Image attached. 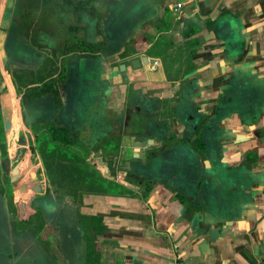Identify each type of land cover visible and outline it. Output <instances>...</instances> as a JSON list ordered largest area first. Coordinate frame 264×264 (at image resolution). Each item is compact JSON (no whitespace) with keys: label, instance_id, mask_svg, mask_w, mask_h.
Masks as SVG:
<instances>
[{"label":"crops","instance_id":"crops-1","mask_svg":"<svg viewBox=\"0 0 264 264\" xmlns=\"http://www.w3.org/2000/svg\"><path fill=\"white\" fill-rule=\"evenodd\" d=\"M129 1L133 5L127 9H116L119 2L114 1L112 13L118 11L133 22L125 47L135 57L147 56L148 63L130 70L129 82L109 84L110 93L130 86L135 95L158 99L150 120L163 121L174 138L185 137L204 122L199 132L213 146L214 128L219 126L223 166L250 172L252 180L221 185L222 176L211 166L203 187L176 194L159 186L145 191L125 183L120 172L116 175L115 157L96 155L90 163L106 179L125 185L84 196L80 227L69 219L66 231L58 230L57 250L49 251L51 260L55 264H264V0ZM14 2L17 36L22 0ZM67 2L71 13L61 24L71 29L72 44H86L88 21L97 14L102 20L109 0ZM176 3L182 4L178 11L173 9ZM98 25L102 34L103 25ZM228 29L235 31L238 47L230 48L223 40ZM29 45L26 40L25 48ZM172 106L177 108L174 113ZM254 122L261 136L249 131ZM127 145L126 153L131 147ZM208 187H212L209 193L214 191L213 204L190 209L183 193L192 190L199 196Z\"/></svg>","mask_w":264,"mask_h":264},{"label":"flooded vegetation","instance_id":"flooded-vegetation-1","mask_svg":"<svg viewBox=\"0 0 264 264\" xmlns=\"http://www.w3.org/2000/svg\"><path fill=\"white\" fill-rule=\"evenodd\" d=\"M58 4L66 18L71 13L67 0H22L18 29L21 34L16 35H22L29 42L27 50L36 57L33 68H10L2 65L0 60V194L6 201L16 231V235L8 239L0 236V264H31L38 256L37 250H43V247L54 253L58 230L66 231L71 214L74 227H80L84 218L83 199L87 194L82 182L71 177L72 169L80 168V165L83 168L89 164L90 170L99 174L101 181L114 184L116 189L128 183L145 191L159 186L176 194L193 186L200 188L207 180L195 151L198 148L208 154L211 152V141L199 132L201 126H205L204 122L185 137L174 138L167 133L163 121L150 120L154 119L150 112L159 107L158 99L135 95L130 86L124 92L108 91L106 94L101 91L95 76L89 90L81 87V92H76L69 87L73 73L70 65L63 66L60 61L72 52H62L57 58V48L50 47L49 42L40 38L42 31L53 32L56 36L60 33L65 37L61 39L63 44L66 36L71 35V29L62 30L64 18L56 22L55 19L61 16L52 17ZM42 6L46 7V12ZM16 8L14 0H0L1 51L6 49L7 33H16ZM44 16H47L46 21L39 23V18ZM95 16L97 23L104 26L107 14L102 20L98 14ZM9 17L15 20L12 26L5 28L3 24ZM97 36L101 44L104 35L99 31ZM69 42L72 44L71 40ZM79 43L75 56L84 59L83 43L74 44ZM13 71L27 77H18ZM116 94L122 98H116L120 102L111 106L110 98ZM141 99L147 100V107L140 104ZM172 107V113L176 112L177 108ZM149 126L153 128L148 130ZM155 129L160 136L149 137ZM138 135H142L143 140L152 138L151 147H159L157 152L148 151L152 157L149 153L144 155L141 146H134L136 140L142 141L136 138ZM128 142L131 147L126 153L124 147ZM166 150L170 153L166 152L161 160L156 159L155 165L149 164L154 155ZM137 153L138 157L133 159ZM96 155L115 157V173L120 172L125 183L106 179L97 166L90 163ZM144 156L146 164L142 166L140 160ZM127 162L132 170H128ZM72 163L76 164L73 168ZM162 165L166 167L160 175L157 170ZM135 167H141L143 175H135ZM152 177H156L155 182Z\"/></svg>","mask_w":264,"mask_h":264},{"label":"water","instance_id":"water-1","mask_svg":"<svg viewBox=\"0 0 264 264\" xmlns=\"http://www.w3.org/2000/svg\"><path fill=\"white\" fill-rule=\"evenodd\" d=\"M114 1H120V5L119 3L115 4L117 5L116 9H121V8H126L127 4L124 3L122 0H114ZM111 3V6L113 8L114 4ZM115 5V6H116ZM128 8V7H127ZM115 14V13H114ZM120 13L118 14L119 17ZM125 14H122L121 18L119 17V19H122V27H121V33L123 35H127L123 41L125 42L124 44L121 45V48H119V50L115 53V62L116 63V75L114 77H112V73L110 74L111 79L114 78L115 82L117 83L118 86H120L122 83L124 82H129L130 80H128L129 77V71L130 70H138L140 68L143 67V64H147L148 63V57H143V58H139V57H135L133 55V53H130V51H128L125 48L126 43H128L130 41L131 38V31H133L132 28V21L129 20L128 17H124ZM12 18L11 20L7 19V21H5V23L3 24V26L6 28L10 27L13 23H12ZM221 26V25H220ZM1 29V28H0ZM221 29V27H220ZM218 30V29H217ZM220 33V30H219ZM7 45H6V49L1 51L0 50V60L2 61V65L6 66V67H12V68H16L19 65H22L20 67H25V68H33L34 64L31 63V61H34L33 58V54L30 53L25 47H23L24 45H17L16 40L17 37L15 35H11L10 33H7ZM103 34V32H102ZM235 31L232 29H228L223 31V37H224V41L227 42L226 45L229 46L230 48L233 47H238L236 38H235ZM104 35V34H103ZM130 35V37L128 36ZM4 37V33L2 35ZM114 45L113 43H111L110 41H107V44L104 45L105 48V52H107L106 50L111 51V48L113 49ZM31 54V55H30ZM111 63L115 64L114 61L111 59L110 60ZM113 68L112 69L114 70ZM112 84V83H110ZM110 87V86H109ZM110 92V89H107ZM249 116V114L247 115V117ZM256 116V114L254 115ZM243 119V117H242ZM246 124H249V119H244ZM192 119H191V123H192ZM196 122V121H195ZM248 122V123H247ZM197 123V122H196ZM125 124H127V119H125ZM195 124V123H194ZM257 125L255 122L253 124L249 125V131H253L254 136H261L260 131L254 126ZM198 126V124H197ZM196 126V127H197ZM214 134L212 135L214 144H212L213 146H211V152L208 154L206 153V150H202V149H198L196 148V157L200 160V169L202 170V173H206L205 176L206 178L208 177L209 173L207 172L209 167L213 166V168L215 169V174H220L221 176H227V182L231 184V182L235 181V180H244V181H249L252 180V173L249 172V174H245L247 173V171L245 173H243L242 171L240 173H238L237 171H234V169H229L228 167L223 166L222 162H221V154H222V131L220 130L219 126H215L214 128ZM154 137H159L160 134L157 131H154L153 133ZM137 139H142V141H138L136 140L133 144L135 147H140L142 148V152L144 155H146V153H149L148 151L151 150H157V148H153L151 147V144L153 143V139L152 138H148L146 140H143V136L142 135H138L136 137ZM161 147V146H160ZM157 152V151H156ZM162 151L161 154L154 155V158L150 159L149 164L150 165H155L156 164V159L161 160V156L163 157L164 155H166L167 153H170L169 151ZM215 152V154L213 153ZM150 154V153H149ZM151 155V154H150ZM153 155V154H152ZM151 155V157H152ZM138 157V153L134 154V156H132V158L136 159ZM142 166H144L146 163L145 160V156L140 160ZM128 164V170H132L130 162H127ZM166 167V166H165ZM164 165H162L161 167L159 166L158 170L160 172V175L164 174L163 170H164ZM141 167H135L133 168V172L135 175H143L141 170ZM156 168V167H155ZM214 174V175H215ZM213 175V174H211ZM210 176V175H209ZM249 176V178H248ZM182 178V177H181ZM152 179L156 180V177H152ZM206 182V181H205ZM212 184H209L208 186H210ZM203 187V186H202ZM212 187H208V190L206 191V194L201 193V195L197 196V194L193 193L192 194V190L191 191H186L183 193V197H185L187 199L188 202V207L192 210H196L197 208L200 207H205L208 209L207 203L209 204H213V201L210 200V197H213L214 195V191H211V193H209L210 189ZM183 191V190H182ZM208 193V194H207ZM205 205V206H204ZM0 212L3 213V221H5V225H6V229L4 232V235L0 236H5L7 239L10 238L11 236H14V234L16 235V231L15 228L12 224V221L10 219V214H9V209L6 205V201L1 200L0 201ZM15 231V233H13ZM28 248V246H27ZM37 257L33 259V262L31 264H55V262L53 260H51V256L49 254V252L44 249L43 250H37ZM24 258H27L26 256L23 255ZM27 264V263H26Z\"/></svg>","mask_w":264,"mask_h":264},{"label":"rangeland","instance_id":"rangeland-1","mask_svg":"<svg viewBox=\"0 0 264 264\" xmlns=\"http://www.w3.org/2000/svg\"><path fill=\"white\" fill-rule=\"evenodd\" d=\"M58 2L60 3V1H58ZM46 5H47V3H46ZM113 6H115V5H113ZM60 9H61V5L58 4L56 6V13L52 16V17L61 16L60 18L55 19L56 22H61L64 18V16L60 12ZM42 10H43V12H46V7L42 6ZM46 17L47 16H44L43 19L39 18V23H41V21H42V24H43L46 21ZM88 22H89L88 23L89 24V26H88V43L82 44V49H85L83 52V55H86V58H84V59L79 55L75 56V54H78V52H76V51H78V49L80 48V43L79 44H70L69 41L74 39L73 37L70 38V35H68L66 40L63 41V44L61 42H60V44L57 43V38L61 37L60 40L65 38V37H62L60 33L59 34L57 33V36H56V35H54L53 32H47L46 33V31H42L40 38L42 41L49 42L50 47L57 48V50L55 51L57 53L56 54L57 58L61 55L62 52H69V54H70V52H72V54L70 56H65L60 61V64H62L63 66L70 65V70L72 71L73 76H72V80H70L68 83H69V87H73L72 90H74V91L77 90L78 92H81V91H79L81 89V86L85 87V85L89 82H90V84H93V82H94L93 77L95 76V81L99 84V87H101V91L104 90L107 94L108 93L107 89L109 87V84L112 83L113 81L115 82L114 78H116V77H114L116 75V72H115L116 68H113V67H116V63H117V62H115L116 54L112 51L105 52L104 45L107 44L108 38L106 35L107 30L104 28V26H103L104 37H103V40L100 44V40H98V38H97L98 37L97 36V34H98L97 30H101V28L98 25L99 23H97L96 17L90 18V20ZM119 23H120V21H119ZM119 23L117 22L118 25H119ZM64 29H65L64 26H62V30H64ZM117 29H118V33L121 31V28H119V26H117L116 29H113V32L116 33ZM64 35L65 36L67 35L66 31H64ZM21 36L22 35L17 36V38H18L17 45H21V44L25 45L26 44V38L22 36L24 38L23 39V38H21ZM67 43H68V45H67ZM111 59L114 61L115 64L110 62ZM164 62H165V60H164ZM109 67L113 68L114 70L109 69ZM78 71H79V73H78ZM13 73L15 75H18V77H23V79L27 77L26 75H23L22 73L19 74L18 71H13ZM111 73H112V77H114L112 79L110 77ZM76 83H80V85H78L79 90L75 86ZM119 97L122 98V96L119 94H116V96L111 97L109 104L111 106L112 105L116 106V104H117L116 101L120 102L119 100H117V99H119ZM146 102H147L146 99L144 102L141 99L140 104L143 107H147ZM89 103L90 102H88V105H89ZM148 107H149V105H148ZM188 113H189V110H188ZM107 147H108V145L106 144L105 148H107ZM73 164L76 165L75 163H72V168H73ZM81 167L82 166L80 165V169H79V166L76 167L75 169L74 168L72 169L71 173L73 175H71V177L74 180H81V178L84 176V174L82 173L83 169H85V174H86L85 176L87 177V179L94 177L90 174L91 173V171H89L90 169H87V167H83L81 170ZM181 172L184 173V171H181ZM74 174H75V177H74ZM69 177H70V175H69ZM222 177L218 178L221 181L220 182L221 185H222V183H224V184L226 183V185H227L228 184L227 180H226L227 176H224L225 181ZM100 187H102L103 189L106 188L108 190H111V188L112 189L115 188V186L113 187L112 183L106 182V180L101 181V182L99 180H97L96 181V190H101ZM224 189H225L226 193L230 192L226 188H224ZM223 196L224 195H222V197ZM1 200H4V197L0 194V201ZM70 217H71V220H72L73 225H74L73 214H71ZM10 219H11V217H10ZM5 229H6V225H5V221H3V213L0 212V234L1 235H4ZM3 237L6 238L5 236H3Z\"/></svg>","mask_w":264,"mask_h":264},{"label":"trees","instance_id":"trees-1","mask_svg":"<svg viewBox=\"0 0 264 264\" xmlns=\"http://www.w3.org/2000/svg\"><path fill=\"white\" fill-rule=\"evenodd\" d=\"M122 1L127 4V7H129V5L132 4L129 0H127V2H125V0H122ZM128 1L130 3H128ZM119 5H120V1H119ZM127 7L125 9H127ZM118 14H119L118 11L115 14L112 13V6H111L110 0H109L108 13H107L106 18L104 19V28L107 30L106 31V33H107L106 35H107V38H108L107 41H110L114 45L113 49L111 48V51L114 52V53H116L119 50V48H121V45L125 43L123 41V39L127 36V35H123L121 32L118 33V29H117L116 33L113 32V29H116L117 26H119V28L122 27V23H121L122 19H119V17L121 18L122 14L120 13L119 17H118ZM119 21H120V23H119ZM117 22L119 23V25L117 24ZM213 24H214L213 21L210 22L211 26H213ZM128 36L130 37V35H128ZM106 51H108V50H106ZM78 85H80V83H78ZM78 85L76 84L75 86L79 90ZM81 87L85 88L84 90H89V88L91 87V84L87 83L85 85V87L84 86H81ZM71 88L73 89V87H71ZM79 91H81V89ZM76 92H77V90H76ZM87 169H90V165L89 164L87 166ZM81 170H82V168H81ZM89 171H91V170H89ZM82 173L84 174V176L81 178L80 181L82 182V184L84 186L85 193L86 194L99 193L102 190V187H100L101 190H96V181L99 180L101 182L99 174L95 175L91 171L90 174L92 176H94V177L87 179V177L85 176L86 175L85 174V169L82 170Z\"/></svg>","mask_w":264,"mask_h":264},{"label":"built area","instance_id":"built-area-1","mask_svg":"<svg viewBox=\"0 0 264 264\" xmlns=\"http://www.w3.org/2000/svg\"><path fill=\"white\" fill-rule=\"evenodd\" d=\"M181 3H176L175 4V6L173 7V9L175 10V11H178L180 8H181ZM154 63H156L157 64V61H154Z\"/></svg>","mask_w":264,"mask_h":264}]
</instances>
